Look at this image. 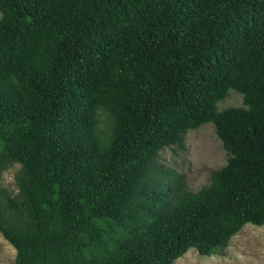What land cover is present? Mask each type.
Segmentation results:
<instances>
[{
	"label": "trees",
	"instance_id": "16d2710c",
	"mask_svg": "<svg viewBox=\"0 0 264 264\" xmlns=\"http://www.w3.org/2000/svg\"><path fill=\"white\" fill-rule=\"evenodd\" d=\"M206 122L227 158L186 191L156 157ZM12 164L13 264H172L264 226V0H0Z\"/></svg>",
	"mask_w": 264,
	"mask_h": 264
},
{
	"label": "rangeland",
	"instance_id": "374dc122",
	"mask_svg": "<svg viewBox=\"0 0 264 264\" xmlns=\"http://www.w3.org/2000/svg\"><path fill=\"white\" fill-rule=\"evenodd\" d=\"M216 105L217 109L242 106L241 95L229 89ZM98 118V126L104 127L105 115L100 113ZM226 158L213 124L206 122L187 130L179 145L162 148L156 160L163 171L180 176L184 190L194 192L209 183L212 170L223 165ZM17 168V164H12L0 176V186L11 193L16 191L13 176ZM13 258L14 249L0 235V264H13ZM172 264H264V226L246 223L216 253L200 255L189 248Z\"/></svg>",
	"mask_w": 264,
	"mask_h": 264
}]
</instances>
